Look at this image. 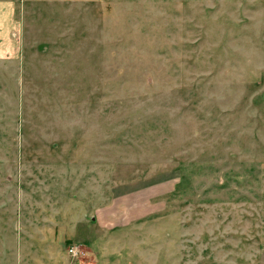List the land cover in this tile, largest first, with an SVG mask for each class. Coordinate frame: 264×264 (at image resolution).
I'll list each match as a JSON object with an SVG mask.
<instances>
[{
	"label": "rangeland",
	"instance_id": "rangeland-1",
	"mask_svg": "<svg viewBox=\"0 0 264 264\" xmlns=\"http://www.w3.org/2000/svg\"><path fill=\"white\" fill-rule=\"evenodd\" d=\"M23 18L0 60L2 235L82 220L96 240L62 245L100 264H264V0H26Z\"/></svg>",
	"mask_w": 264,
	"mask_h": 264
},
{
	"label": "crops",
	"instance_id": "crops-1",
	"mask_svg": "<svg viewBox=\"0 0 264 264\" xmlns=\"http://www.w3.org/2000/svg\"><path fill=\"white\" fill-rule=\"evenodd\" d=\"M25 1L0 0V60H15L21 53ZM52 1L54 0H48ZM29 223L22 225L26 233L24 237L23 232L9 237L2 235L0 231V264H100V252L88 250L86 258L82 255L75 257L69 252V247L65 249L62 245L63 241H73V237L82 242L95 241L97 231H100L95 222H92V225L81 220L71 226L69 220L59 222L53 218H43ZM88 228L92 236L90 239L86 237L85 230Z\"/></svg>",
	"mask_w": 264,
	"mask_h": 264
},
{
	"label": "built area",
	"instance_id": "built-area-1",
	"mask_svg": "<svg viewBox=\"0 0 264 264\" xmlns=\"http://www.w3.org/2000/svg\"><path fill=\"white\" fill-rule=\"evenodd\" d=\"M69 252L73 255V256H79V255H83L84 252L80 250V248L77 246H72L69 248Z\"/></svg>",
	"mask_w": 264,
	"mask_h": 264
}]
</instances>
